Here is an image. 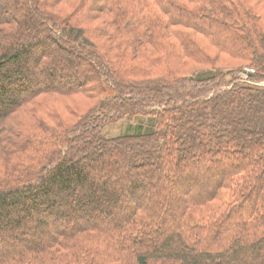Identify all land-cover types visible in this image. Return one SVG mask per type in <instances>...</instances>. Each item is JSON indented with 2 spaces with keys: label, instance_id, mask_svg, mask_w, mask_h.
Here are the masks:
<instances>
[{
  "label": "trees",
  "instance_id": "trees-1",
  "mask_svg": "<svg viewBox=\"0 0 264 264\" xmlns=\"http://www.w3.org/2000/svg\"><path fill=\"white\" fill-rule=\"evenodd\" d=\"M262 79L264 0H0V264H264Z\"/></svg>",
  "mask_w": 264,
  "mask_h": 264
},
{
  "label": "rangeland",
  "instance_id": "rangeland-1",
  "mask_svg": "<svg viewBox=\"0 0 264 264\" xmlns=\"http://www.w3.org/2000/svg\"><path fill=\"white\" fill-rule=\"evenodd\" d=\"M66 59H69V56L66 57ZM62 63H67L66 60L62 61ZM84 68V67H83ZM77 71V68H70V67H67L65 66V68H62L59 70L60 72V75H62L63 73H66V76H69L70 74L72 73H75ZM246 71H249L250 73H253L255 72V68L254 67H251V66H245L244 70L240 71L238 74L244 79V80H247V72ZM30 78L34 76L32 75H29ZM264 82V79L258 81V82H253V83H257V84H263ZM10 87H14L13 85H10ZM3 101V98L0 97V102ZM139 121H148V118H139V117H136V118H133V119H129V120H126V119H121L120 121L116 122V123H113V124H110V126L107 127L106 129V135H116V134H119V133H122V132H126L127 129L129 128H137L138 126V122ZM148 123V122H147ZM208 185H202L200 186L199 188L200 189H204L206 187H208ZM90 187H88V185H82L81 188L78 190V193L77 195L78 196H82L84 194H86L88 191H89ZM98 194L100 193L99 191V188L97 190ZM100 195V194H99Z\"/></svg>",
  "mask_w": 264,
  "mask_h": 264
},
{
  "label": "built area",
  "instance_id": "built-area-1",
  "mask_svg": "<svg viewBox=\"0 0 264 264\" xmlns=\"http://www.w3.org/2000/svg\"><path fill=\"white\" fill-rule=\"evenodd\" d=\"M247 73H250L249 71H246ZM263 84H264V82H263Z\"/></svg>",
  "mask_w": 264,
  "mask_h": 264
}]
</instances>
